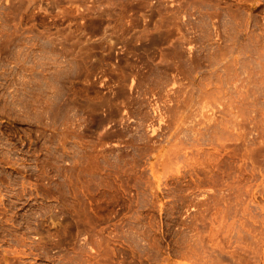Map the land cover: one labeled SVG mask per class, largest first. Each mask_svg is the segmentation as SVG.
Returning <instances> with one entry per match:
<instances>
[{"label":"rangeland","instance_id":"374dc122","mask_svg":"<svg viewBox=\"0 0 264 264\" xmlns=\"http://www.w3.org/2000/svg\"><path fill=\"white\" fill-rule=\"evenodd\" d=\"M0 264H264V0H0Z\"/></svg>","mask_w":264,"mask_h":264}]
</instances>
